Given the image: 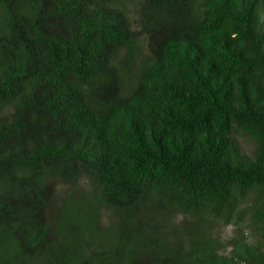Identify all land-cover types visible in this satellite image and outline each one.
<instances>
[{"label": "trees", "instance_id": "16d2710c", "mask_svg": "<svg viewBox=\"0 0 264 264\" xmlns=\"http://www.w3.org/2000/svg\"><path fill=\"white\" fill-rule=\"evenodd\" d=\"M0 264H264V0H0Z\"/></svg>", "mask_w": 264, "mask_h": 264}, {"label": "rangeland", "instance_id": "374dc122", "mask_svg": "<svg viewBox=\"0 0 264 264\" xmlns=\"http://www.w3.org/2000/svg\"><path fill=\"white\" fill-rule=\"evenodd\" d=\"M131 5H132V11L137 12L139 8V4L142 0H130ZM242 146L243 150L250 154L253 145L247 141H242ZM51 181L55 186V200L54 204L55 205H63L66 202H69L71 200H78L85 199L87 196H91V190H92V185H90L89 180L87 176H82L80 177L75 183H67L64 181H61L57 178L51 177ZM89 198V197H88ZM87 200V199H86ZM172 217V216H171ZM100 220L101 222L105 225V228H111L119 222V218L115 212H113L111 209H107L105 207L101 208L100 210ZM192 218L182 216V215H175L170 218L169 224H172V221L174 222L173 224L175 225L177 222L181 223V225L187 224L190 222ZM167 223V225H168ZM172 225V226H174ZM204 228L207 231L208 235H205L206 237H216L220 239L222 243H224L225 240L239 235L240 237L244 236L243 238L246 237V234L248 233V229L244 226H242L241 230L239 226H236L234 224L230 225H225L222 221L220 220H208L206 219L204 222ZM169 230V229H168ZM169 237L172 238H178L177 241H180L179 239L183 237V234L181 233V229L179 227L176 228V232H170ZM251 236L249 235V238L246 239H251ZM184 239V238H183ZM252 240V239H251ZM184 243L188 244V240L184 241ZM230 250V247L227 246L224 249L219 248V252H225L228 253Z\"/></svg>", "mask_w": 264, "mask_h": 264}]
</instances>
